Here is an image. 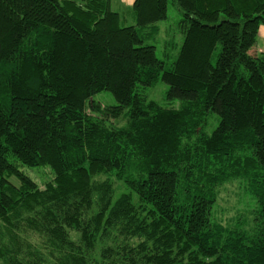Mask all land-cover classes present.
Wrapping results in <instances>:
<instances>
[{"label":"trees","instance_id":"trees-1","mask_svg":"<svg viewBox=\"0 0 264 264\" xmlns=\"http://www.w3.org/2000/svg\"><path fill=\"white\" fill-rule=\"evenodd\" d=\"M174 2L183 43L162 60L169 0H0V263L264 264V0ZM236 180L250 227L215 216Z\"/></svg>","mask_w":264,"mask_h":264},{"label":"rangeland","instance_id":"rangeland-1","mask_svg":"<svg viewBox=\"0 0 264 264\" xmlns=\"http://www.w3.org/2000/svg\"><path fill=\"white\" fill-rule=\"evenodd\" d=\"M114 1V0H113ZM115 7L120 8L124 3L121 0H115ZM168 16L166 19L161 20L158 23L161 29L160 35L157 37V50L158 57L160 59H175L176 55L179 53V49L183 43V35L181 30H179V22L182 20V12L179 7L175 4L174 0H169L168 4ZM131 11H126V19L128 22L132 23V15ZM264 53V26L260 29L258 34V40L253 48L252 53ZM169 89L168 84L166 82L160 81L156 85L152 86L148 91V98L151 100H156L161 104L166 102L165 94ZM96 98L99 101H102L104 104H116V101L109 91H102L97 93ZM175 106L180 105V101L177 100L175 102ZM174 104V103H173ZM172 104V105H173ZM174 106V105H173ZM174 106V107H175ZM210 123L206 128V131L211 134L212 130L217 126L219 119L215 114H212L209 117ZM113 124H116L118 127L125 125L126 120L124 118H120L118 120H113ZM28 170V173L37 181L38 184L43 186L44 180L48 179L50 175V171L48 168H32ZM97 177V176H96ZM107 179L110 178L116 187V197L115 199L121 195L123 192H129L123 182L117 180L114 175H101L99 179ZM96 179V178H95ZM11 181L18 185V180L15 177L11 178ZM218 202L215 207V216L217 220L223 222L224 224H229L231 226L241 225L243 227H250L253 224V216L256 211V199L251 197L250 194H247L245 191V186L240 183V181L236 180L233 182L226 183L223 189L218 196ZM71 231L72 238L75 237L76 232ZM38 241H41L39 237H36ZM42 242V241H41ZM0 264H6L1 261ZM13 264V263H12ZM54 264V262H52Z\"/></svg>","mask_w":264,"mask_h":264},{"label":"crops","instance_id":"crops-1","mask_svg":"<svg viewBox=\"0 0 264 264\" xmlns=\"http://www.w3.org/2000/svg\"><path fill=\"white\" fill-rule=\"evenodd\" d=\"M123 3H124V5H130V4H132L135 0H121Z\"/></svg>","mask_w":264,"mask_h":264}]
</instances>
